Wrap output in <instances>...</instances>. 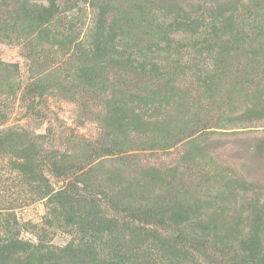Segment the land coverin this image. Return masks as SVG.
<instances>
[{
	"label": "rangeland",
	"instance_id": "1",
	"mask_svg": "<svg viewBox=\"0 0 264 264\" xmlns=\"http://www.w3.org/2000/svg\"><path fill=\"white\" fill-rule=\"evenodd\" d=\"M258 23L264 0H0V264H122L90 232L132 221L184 237L146 264H264Z\"/></svg>",
	"mask_w": 264,
	"mask_h": 264
},
{
	"label": "trees",
	"instance_id": "2",
	"mask_svg": "<svg viewBox=\"0 0 264 264\" xmlns=\"http://www.w3.org/2000/svg\"><path fill=\"white\" fill-rule=\"evenodd\" d=\"M53 13H54V8L50 10V12L46 15L45 18L49 20L51 16L53 15ZM45 22L46 20L41 21L42 24H44ZM257 30L260 31V33L264 36V25L263 24H259L257 27ZM36 88L38 89V86ZM138 211L140 215L146 216L149 219L156 218L158 216L156 212L151 211V210L138 209ZM138 219L141 220L140 217H138ZM145 223L152 225V223H148V222H145ZM15 224H18L17 221L15 222ZM130 225L131 227H130L128 234H124L123 232H120V235H116V237L111 235L109 239H103L105 238V236L102 233L103 231L102 227L94 232H90L91 240L87 247H89V249L93 248V250L96 251L97 246H98V243L96 242L98 240H101L99 241V243H101V245L108 243L105 246L109 247L112 255L114 257H117L119 260L123 261V263L127 261L131 264H143L144 262L146 264V259L151 260L154 258L152 256L153 254H151V252L154 253V250H161L165 248V250L167 251L166 254L173 258L175 247L177 246L176 242H179L184 239V237L181 236L179 229H176V231L175 229H170V230L163 229L165 230V232H167L166 235L164 237L160 235L159 241L154 244L153 240L156 239V236L155 235L151 236L147 232L151 231L152 233H154V232H157L156 230L144 228L143 225H138V224L135 225L133 224V221L130 223ZM100 226H101V223L99 224L97 228H99ZM174 231L177 233L174 237H172V235L174 234ZM14 238L15 239L18 238V234L16 232H14V237H11L10 239L12 240ZM186 238L188 239L186 243L192 247L196 245L201 248L207 249L208 251L215 247V245L213 244L208 245L205 243V240L208 239V237H206L205 235H200V237H193V236H190L189 233H186ZM167 241L170 244L167 243ZM157 246H159L161 249L160 248L157 249ZM193 249L197 250L195 247H193ZM227 249L231 250V253L226 252L225 256L229 258L232 264H244L242 262L243 260L239 258L238 250L233 249L230 246L229 248L227 247ZM87 253L88 252L84 254H87ZM205 262L209 264L210 261L206 259ZM250 263L253 264V261H250Z\"/></svg>",
	"mask_w": 264,
	"mask_h": 264
}]
</instances>
